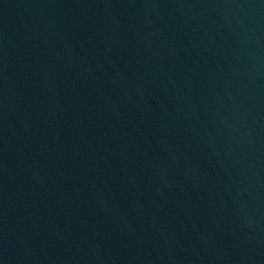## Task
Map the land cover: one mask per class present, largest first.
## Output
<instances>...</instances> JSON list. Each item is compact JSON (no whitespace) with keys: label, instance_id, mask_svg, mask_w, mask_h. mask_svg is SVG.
I'll return each instance as SVG.
<instances>
[{"label":"water","instance_id":"obj_1","mask_svg":"<svg viewBox=\"0 0 264 264\" xmlns=\"http://www.w3.org/2000/svg\"><path fill=\"white\" fill-rule=\"evenodd\" d=\"M0 264H264V0H0Z\"/></svg>","mask_w":264,"mask_h":264}]
</instances>
